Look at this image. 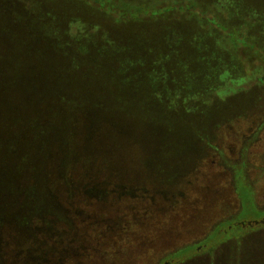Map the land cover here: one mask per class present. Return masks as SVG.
Returning a JSON list of instances; mask_svg holds the SVG:
<instances>
[{
    "label": "rangeland",
    "instance_id": "1",
    "mask_svg": "<svg viewBox=\"0 0 264 264\" xmlns=\"http://www.w3.org/2000/svg\"><path fill=\"white\" fill-rule=\"evenodd\" d=\"M154 1L110 3L129 15ZM198 2L255 47L238 58L196 16L122 18L86 0H0V71L18 88L27 80L18 96L91 103L69 142L50 137L59 145L37 151L49 158L32 180L21 163L7 177L17 210L0 224V264H264V0H245L259 20L212 11L222 0ZM136 40L144 47L131 48ZM156 55L165 58L160 72ZM160 73L167 80L148 89ZM119 96L141 119L126 131L140 138L128 171L122 155L102 150L121 154L109 125L125 108L98 102ZM39 102L17 117L34 119ZM68 117L39 128L59 135ZM93 126L89 156L81 136ZM70 159L73 173L57 179ZM232 164L241 167L236 184Z\"/></svg>",
    "mask_w": 264,
    "mask_h": 264
},
{
    "label": "trees",
    "instance_id": "2",
    "mask_svg": "<svg viewBox=\"0 0 264 264\" xmlns=\"http://www.w3.org/2000/svg\"><path fill=\"white\" fill-rule=\"evenodd\" d=\"M222 1H225V3L223 5H220L222 4L220 3L219 4L220 6L218 9L212 7V11H217V12L222 11L223 13H225L227 17H235V18L238 17L241 19L242 17L243 18L248 17L253 12L252 9H250L251 6H248L247 4H245V0H222ZM86 2L94 7H97L98 9L102 11H105L106 13H109V14L111 13L114 16H120L122 18L123 17L143 18L149 15H153L157 17L161 16L163 19L169 20L173 18L184 19V18H187L188 16H196L202 20H205L208 25L213 26L217 32L216 41L221 43L222 45L233 47L234 50L237 51L238 58H241L240 51L243 50L245 47H252V48L255 47L254 44H252V42L246 41L243 35H238L236 32L230 30L227 24H223L222 22H220L216 18V14H214L213 12H210L209 10L205 8H202L198 0H156L154 1L153 4H150L146 8L142 10L132 11L129 15L123 14L120 8L113 7L112 4L110 3V0H86ZM255 12H253L251 19L252 20H257L258 18L260 19V15L257 14L258 11H255ZM258 25L260 26L261 29L264 28L263 17L261 18V22H259ZM206 26H204V28H208ZM142 44H145V42H143L142 40H136L129 46L132 45L131 48L133 46H134L133 48H138V46L144 47ZM167 48L171 50V53L176 51V50H173L169 46ZM169 52L170 51H168L167 53ZM186 53H189V51H187ZM258 54L259 56L262 57V54L260 53ZM155 57L157 58L158 66L152 67L153 72L155 68L158 69L159 71V67L161 63L164 64V60H165L164 56H162L163 57L162 59H160L158 55H156ZM134 59H135V56H134ZM170 60L175 61V58L173 57ZM118 63L119 65H121L120 67H124V68L127 67L125 64L121 62H118ZM130 67H133V64H131ZM124 68L118 72H124L125 71ZM115 72L117 71L114 68L113 73ZM124 73H121V74H124ZM173 73L174 72H172V76H173ZM164 75L160 73V77L158 78L154 77L153 79H151L148 74L146 77H149L150 84L147 85V88L150 89L149 87H156L155 85L157 83V79L160 82L162 81L165 82L167 80V76H164ZM162 78H165V79H162ZM172 80L174 82H178L176 78L174 77H172ZM26 81L27 80L23 79L22 86L18 88L15 85L13 79L9 77H3L0 71V224L5 219H7L10 214H12L13 212H16L17 210V208H13L14 205L11 206V204H14L15 202L13 199L14 190L13 189L9 190V188H11L12 186L11 184L12 181L10 182L7 179V177L13 175V171H16L19 167V163H21V164H26V167H28V170L30 173L29 177L32 180L33 171L37 170V166H41V163L46 161L45 160L46 158L47 159L49 158L46 152L45 154L43 153L41 154L37 151H41L42 147L47 143H49L50 145L52 143L59 145L56 139L51 140L50 137L55 136V137H58L60 141L65 140L66 142L67 141L69 142V139L67 137L68 131H69V135H72L75 132L78 133V131L80 130L78 129V125L76 122L77 116L78 115L82 116L83 119H85L84 115L86 114L90 115V113L87 111V108L90 107L91 103L85 105V104L72 102L70 100H67L66 102H61V100H57L53 97H46L40 100L37 98L39 97L38 95H35L37 97H34V98L25 97L23 95L22 97L21 96L19 97L18 96L19 94L17 93L19 92V90H22V92L23 90H25L24 93H27V90H29V87L27 86L24 87L25 86L24 83ZM54 87L55 89H64V87H62L61 85L60 86L54 85ZM37 100H39L40 102L33 109L32 116L34 113L35 115L34 119L32 118L29 120H25L22 117H17L16 114L20 115V112L33 107L34 101H37ZM104 101H106L108 104L112 103L113 101H117L116 104L124 107L125 109L128 106V103H126L125 98L122 96L115 97L112 99V101H111V98H108L107 100L98 99V102L100 104H102ZM56 102L65 103L66 106L61 105V104L55 106ZM73 105L76 106L77 108L75 109ZM132 106H134L133 103H132ZM125 109H120L119 111L121 112V115L117 116L115 114L117 119L115 121H111L117 125H109L110 127L112 126L116 129L115 130L116 132L113 138L123 139V140H120L122 142L121 145H123V147L122 146L120 147L121 154L117 153L116 151H114V154H113L112 150L107 151V149H103V147H102V150L110 153L112 155L111 157H114L116 155H122V157H124L122 169L124 171L125 170L128 171L129 161L127 160H132L131 158H133L136 155V152L133 151V145L135 141L140 139V138H136V136L132 135L131 133L133 128H135V126H133L134 120L132 119L137 120V118L140 119V117H138L136 114L131 113L130 111L132 110H128V109L125 110ZM166 109H167V106H166ZM75 110L79 111L80 113H78L77 111L74 112ZM66 112L68 113V116H69L68 118L71 121L70 130H67L65 128H59L60 129L59 135L51 133L49 134V136H46V133H45L46 129L39 128L42 125L45 128H46V125H49V126L53 125L54 121L52 120L59 118L60 116L66 114ZM69 112L71 113L69 114ZM150 112L156 113L155 110L153 109H151ZM144 121L146 120H143V122ZM73 122L76 127L73 131H71ZM95 129H96L95 127L94 128L90 127L89 129L90 134H88V136H85V135L81 136L84 140L82 145H85V149L87 151L90 150L89 147L87 146V143L90 141L93 142V140L97 138L96 137L97 129L96 130ZM36 130H37V133L40 132L39 145H41V148H39L38 150H37V146H35L34 144V135H35ZM126 131H131L129 132L131 134H129L128 136ZM70 139L72 140V136ZM69 146L73 147L72 142L70 143ZM96 151H97L96 149L94 151L90 150V155L89 154L88 155L92 156L96 153ZM220 155L223 157V159H225V157L221 153ZM78 156H79L78 152L73 153L72 160L76 161ZM72 160L70 159V161L64 165V168L60 169V171L58 172L56 176L57 179L62 178L64 176L65 177L69 176L70 173L71 174L73 173L72 171L74 170L75 167L73 166L74 163ZM224 161L226 162L229 160L225 159ZM59 166H57L56 168L58 169L61 167ZM233 169L235 170L234 177H235V184H236L237 179L239 177L242 178L240 174L241 167L240 166L237 167L236 165H233ZM47 173L48 172H46V174ZM230 226L231 225L227 224L223 232H225L226 229H228L227 227H230ZM247 226H249V223ZM192 250L199 251L200 248L197 246V244H194L192 247ZM160 264H165V263L161 262Z\"/></svg>",
    "mask_w": 264,
    "mask_h": 264
}]
</instances>
